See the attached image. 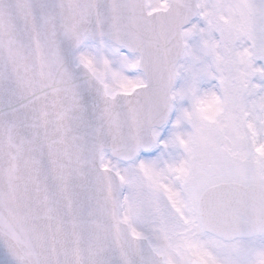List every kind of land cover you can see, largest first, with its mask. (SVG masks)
Wrapping results in <instances>:
<instances>
[{"label": "snow or ice", "instance_id": "1", "mask_svg": "<svg viewBox=\"0 0 264 264\" xmlns=\"http://www.w3.org/2000/svg\"><path fill=\"white\" fill-rule=\"evenodd\" d=\"M0 264H264V0H0Z\"/></svg>", "mask_w": 264, "mask_h": 264}]
</instances>
